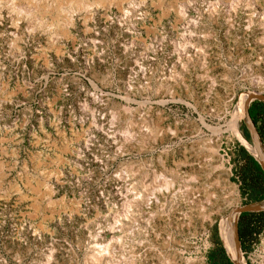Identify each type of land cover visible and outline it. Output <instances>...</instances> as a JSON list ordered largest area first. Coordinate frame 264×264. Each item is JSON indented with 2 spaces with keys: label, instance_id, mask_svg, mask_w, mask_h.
Masks as SVG:
<instances>
[{
  "label": "rangeland",
  "instance_id": "rangeland-1",
  "mask_svg": "<svg viewBox=\"0 0 264 264\" xmlns=\"http://www.w3.org/2000/svg\"><path fill=\"white\" fill-rule=\"evenodd\" d=\"M46 1L0 4V264H89L113 229L103 264H224L218 242L231 260L253 153L231 126L264 93V0ZM248 242L241 261L264 264V230Z\"/></svg>",
  "mask_w": 264,
  "mask_h": 264
},
{
  "label": "bare ground",
  "instance_id": "bare-ground-1",
  "mask_svg": "<svg viewBox=\"0 0 264 264\" xmlns=\"http://www.w3.org/2000/svg\"><path fill=\"white\" fill-rule=\"evenodd\" d=\"M16 2V0H0V4L2 5L3 3H9L10 5L12 4L14 7H13V9H16L17 11H19L20 12V14L21 15H23V14H26L27 16H30V13H31V9H23V7H20L19 6V4H16L15 2ZM106 1H111V0H94V1H92L93 3H98V4H101V3H103V2H106ZM238 1V0H237ZM241 1V0H240ZM247 1V0H246ZM20 2V1H19ZM22 2V1H21ZM250 2V1H249ZM238 3V2H237ZM60 4V3H59ZM245 4H247V2L245 3ZM244 4V5H245ZM22 5V4H21ZM92 5V3L89 1V0H67V7H63V6H61V5H58L57 4V2H55V0H53V1H50V2H47L46 1V4H45V9H47V10H49V9H51V11H57L58 13H60V12H62L63 10H65V9H69V11H75V10H77V9H83V8H89L90 6ZM232 5V4H231ZM248 5V4H247ZM246 5V6H247ZM9 6V5H8ZM234 6V5H233ZM244 7V8H247V7ZM38 7V6H37ZM44 9V10H45ZM231 9V8H230ZM14 11V10H13ZM68 11V12H69ZM234 12H235V10H234ZM248 12V11H247ZM252 14L251 15H253V14H256V16H258L259 18H261L260 19V21H258V23H259V25H261V26H263L264 25V8H261V7H257L254 11H252L251 12ZM24 16V15H23ZM26 16V17H27ZM32 16V15H31ZM54 17V16H53ZM56 17V16H55ZM70 17V16H69ZM248 17H250V16H248ZM58 18V17H57ZM249 20H250V18H248ZM54 20V19H53ZM66 21V20H65ZM70 23V22H69ZM247 23H249V25H253L254 24V21H252V20H250V21H248ZM256 24V23H255ZM256 26V25H255ZM29 28V27H28ZM261 93V92H260ZM96 96V95H95ZM94 97V96H93ZM89 98V102L87 103V104H85L84 105V108H86L87 110L90 108V110L94 107V106H96L98 103H99V101H100V99L99 98ZM246 98H247V94L246 93H244V94H242L240 97H239V101H238V106H237V109H236V111H235V116H234V118H233V122H232V126H231V128H232V130L235 132V134L236 135H238L241 139H243V137H242V135H241V133L239 132V124H238V122H239V119L243 116V112H244V105H245V101H246ZM241 115V116H240ZM95 117V116H94ZM203 121V120H202ZM95 126H96V128L97 129H99V130H103L104 132L106 131L105 129H104V124H103V121H98V119H97V121H95L94 123H93ZM203 124H204V122H203ZM207 126V125H206ZM95 128V127H94ZM126 134V133H125ZM111 137L113 136V135H110ZM113 138V137H112ZM116 140V139H115ZM114 140V141H115ZM244 140V139H243ZM245 141V140H244ZM248 146H249V148L251 149V151L253 152V153H255L256 154V151H255V148H254V146L252 147L251 145H249L248 144ZM263 149H264V145H263ZM215 154V153H214ZM216 157V156H215ZM214 158V157H213ZM229 175V174H228ZM226 184L229 186V188L231 189V190H233V187L231 186V183H229V181H227L226 182ZM154 186V185H153ZM120 194V193H119ZM124 196V195H123ZM210 194L208 193V192H205L204 193V195H203V197L200 199V200H197L198 202H197V204L196 203H193V201L195 200L196 201V199H198V197L197 196H195V194H192L191 196H190V199H192V204H195V206H193V207H191L192 209H199V208H202L203 207V205L204 204H206V203H208V201H210ZM189 198V197H188ZM126 199V198H125ZM194 201V202H195ZM198 204H200V205H198ZM225 205L224 204H220V205H216L215 207H213L208 213H206V215H204V221H203V223H202V226H203V228H205V224L206 223H209L211 220H212V217L215 215H219V214H221L225 209H226V207H224ZM226 206H227V204H226ZM129 208V207H128ZM126 209V210H124V212H129L130 210L129 209ZM235 208V207H234ZM233 208V209H234ZM127 212H126V215H123V216H127ZM231 212V211H230ZM229 217H230V229L232 228V224H233V221H234V219H235V217H236V214H231V215H229ZM112 232H113V237H112V239H111V241L107 244V246H105L103 249L104 250H98L97 252L95 251H93V252H91L88 256H89V264H103V259H102V257L104 256V255H107V254H109L110 253V250L111 249H115L116 248V246L117 245H115L114 243H116V240H117V238L115 237V233H114V229L112 230ZM231 234H232V231H231ZM101 236H103V235H101ZM232 240H233V235H232ZM118 244V243H117ZM227 248V247H226ZM227 250H228V248H227ZM231 250H232V252L230 251L229 252V250H228V252H229V254H230V256H231V258L232 259H234V260H238V258H239V256H238V253H237V251H236V248H235V244H234V240L232 241V248H231ZM110 254H112V253H110ZM106 257V256H105ZM112 256H110V258H111ZM115 257V255L113 256V258ZM116 258V257H115ZM114 258V259H115ZM88 259V258H87ZM114 261V260H113ZM117 261V260H116ZM242 263H243V261H241ZM114 263V262H113ZM119 263V261L118 262H116L115 264H118ZM244 264V263H243Z\"/></svg>",
  "mask_w": 264,
  "mask_h": 264
},
{
  "label": "trees",
  "instance_id": "trees-1",
  "mask_svg": "<svg viewBox=\"0 0 264 264\" xmlns=\"http://www.w3.org/2000/svg\"><path fill=\"white\" fill-rule=\"evenodd\" d=\"M251 116L257 126L261 138L264 140V103L254 101L250 108ZM246 135L248 133L246 131ZM241 158L245 160L243 165V177L246 183V193L249 201L259 200L264 197V173L255 157L245 148L242 149ZM249 216L244 223H239L240 238L243 250H251V244L248 240L257 239V236L264 230V212L246 213ZM221 231L223 232L224 225L221 223ZM218 250L216 253H211V258L220 256L224 264H233L227 256L224 247L218 242ZM248 243V244H247Z\"/></svg>",
  "mask_w": 264,
  "mask_h": 264
},
{
  "label": "water",
  "instance_id": "water-1",
  "mask_svg": "<svg viewBox=\"0 0 264 264\" xmlns=\"http://www.w3.org/2000/svg\"><path fill=\"white\" fill-rule=\"evenodd\" d=\"M246 94H247V98H246L245 105H244V112H243L242 120L244 122V125H245L248 133H249L252 145L254 146L255 151H256V154L255 153H252V154L255 157V159L258 161V163L260 164L262 171L264 173L263 140L260 136V133L257 129V126H256V124H255V122L251 116V113H250V108H251V105L254 101H260V102L264 103V93L263 92L260 93V92L250 91V92H247ZM259 212H264V198L249 202V203L244 204L242 206L235 207L229 213V215L236 214V217H235L233 224H232L231 231H232V235H233L235 248H236V251H237L238 256H239L238 260L232 259L227 248H226L233 264H243L241 262V258L244 257L243 256L242 242H241V238H240V231H239V220H240L241 216L245 213H259Z\"/></svg>",
  "mask_w": 264,
  "mask_h": 264
}]
</instances>
